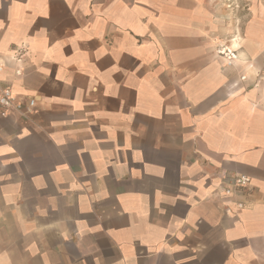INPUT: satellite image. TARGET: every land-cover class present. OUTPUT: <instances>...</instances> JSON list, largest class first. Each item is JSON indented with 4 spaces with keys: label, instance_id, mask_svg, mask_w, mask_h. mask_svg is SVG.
Here are the masks:
<instances>
[{
    "label": "crops",
    "instance_id": "crops-1",
    "mask_svg": "<svg viewBox=\"0 0 264 264\" xmlns=\"http://www.w3.org/2000/svg\"><path fill=\"white\" fill-rule=\"evenodd\" d=\"M0 66L36 98L0 117V264H264V0H0Z\"/></svg>",
    "mask_w": 264,
    "mask_h": 264
},
{
    "label": "built area",
    "instance_id": "built-area-1",
    "mask_svg": "<svg viewBox=\"0 0 264 264\" xmlns=\"http://www.w3.org/2000/svg\"><path fill=\"white\" fill-rule=\"evenodd\" d=\"M219 54L225 56L230 63L231 59L236 58V53L234 50L227 49L226 47L218 48ZM3 68L0 66V72ZM19 74V71H16ZM244 78V76H242ZM35 97H28L23 99L20 95L14 93L11 88L3 86L0 83V117H5L10 113H17L20 115L31 114L35 106ZM250 176L242 173L234 175H224L220 180L219 187L223 194L227 197L233 195L235 192H242L247 189L250 185ZM243 207L242 202L237 203V208L241 209Z\"/></svg>",
    "mask_w": 264,
    "mask_h": 264
}]
</instances>
